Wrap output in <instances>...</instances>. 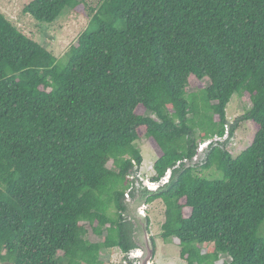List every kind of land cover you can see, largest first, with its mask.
I'll return each mask as SVG.
<instances>
[{"label": "trees", "instance_id": "trees-1", "mask_svg": "<svg viewBox=\"0 0 264 264\" xmlns=\"http://www.w3.org/2000/svg\"><path fill=\"white\" fill-rule=\"evenodd\" d=\"M70 11L88 26L63 59L0 13V264H104L100 251L111 249L135 264L132 226L121 215L142 137L161 152L150 181L170 171V186L147 205L161 200V239L180 259L264 264V0L24 7L43 24ZM190 78L209 85L187 93ZM244 93L251 107L238 122L255 133L233 157L222 140L225 109ZM208 141L201 165L190 166ZM87 227L102 240H86Z\"/></svg>", "mask_w": 264, "mask_h": 264}, {"label": "rangeland", "instance_id": "rangeland-1", "mask_svg": "<svg viewBox=\"0 0 264 264\" xmlns=\"http://www.w3.org/2000/svg\"><path fill=\"white\" fill-rule=\"evenodd\" d=\"M31 1L32 0H0V13L18 31L44 47L56 59H63L69 48L76 43L79 36L87 28L88 19L85 18L82 13L70 11L64 13L52 24L38 23L33 20L31 16L24 13V7ZM84 2L92 7L95 6V0H84ZM208 85L209 81L207 79L197 81L190 78L186 91L187 93L197 94ZM250 107L251 103L249 97L245 93L240 96L233 95L226 106L225 116L228 124V136L227 139L223 138L222 140L225 142L226 148L230 151L233 157L240 154L253 140L255 133L253 124L250 121L238 122ZM137 114L144 115L145 112L139 108ZM236 122H238L237 127L233 136L230 137V128L233 124H236ZM135 146L142 156V163L137 171V178L138 180H151L154 176L153 164L161 155V152L144 137L138 140L135 143ZM203 158L204 154L202 151L194 164L201 165ZM196 169V172L201 178L211 180L221 179V174L216 172L214 168L209 170ZM144 214L149 220V233L151 239L154 240L155 245L151 264H185L179 257V247L161 239V225L164 222V205L161 200H155L151 204L146 205ZM87 231L88 233L85 237L86 240L92 243H97L102 240L100 237L94 236L88 227ZM258 236L264 238V222L258 230ZM208 249L211 250L212 247H205V250ZM99 255L100 260L104 264H129L124 259V255L118 249L101 250ZM226 257L221 256L216 264L228 262L229 258Z\"/></svg>", "mask_w": 264, "mask_h": 264}, {"label": "water", "instance_id": "water-1", "mask_svg": "<svg viewBox=\"0 0 264 264\" xmlns=\"http://www.w3.org/2000/svg\"><path fill=\"white\" fill-rule=\"evenodd\" d=\"M228 136V124L224 139ZM209 141L203 144L197 150L195 156L192 158L190 166H194L200 153L208 147ZM139 168L135 167L130 174V181L132 184L131 195L125 194L122 200L124 211L122 218L127 220L132 226L131 240L135 245V250L131 257L136 261V264H151L154 256V245L148 229V219L144 214L147 200L150 197L159 195L167 190L170 186L169 178L170 171H167L164 178L159 182L162 185L166 184L164 188H159V183H154L150 180H138L137 171ZM175 180V179H174Z\"/></svg>", "mask_w": 264, "mask_h": 264}, {"label": "built area", "instance_id": "built-area-1", "mask_svg": "<svg viewBox=\"0 0 264 264\" xmlns=\"http://www.w3.org/2000/svg\"><path fill=\"white\" fill-rule=\"evenodd\" d=\"M203 144H205V143H203ZM203 144H202V145H203ZM202 145H200V147H201Z\"/></svg>", "mask_w": 264, "mask_h": 264}, {"label": "flooded vegetation", "instance_id": "flooded-vegetation-1", "mask_svg": "<svg viewBox=\"0 0 264 264\" xmlns=\"http://www.w3.org/2000/svg\"><path fill=\"white\" fill-rule=\"evenodd\" d=\"M160 186H162V184H160Z\"/></svg>", "mask_w": 264, "mask_h": 264}]
</instances>
